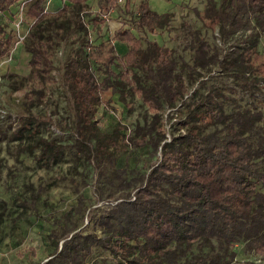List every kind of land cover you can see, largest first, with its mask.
<instances>
[{"label":"trees","instance_id":"16d2710c","mask_svg":"<svg viewBox=\"0 0 264 264\" xmlns=\"http://www.w3.org/2000/svg\"><path fill=\"white\" fill-rule=\"evenodd\" d=\"M65 1L50 11L48 0H0V17L10 20L0 23V62L17 41L11 22L22 13L30 28L29 74L6 75L13 91L28 90L17 125L0 126V144L39 169L70 164L63 179L76 192L92 170L97 176L96 200L80 194L57 220L44 264H264V0H205L195 9L202 25L184 23L185 54L148 37L175 17L150 0H107L126 15L114 38L122 54L115 41L90 36L105 18L91 16L89 0ZM217 29L228 40L251 33L225 52L208 37ZM74 40L64 65L73 126L66 141L34 110L47 100L57 51ZM115 97L129 111L141 102L143 120L131 130L122 121L103 130L101 109L115 110ZM175 117L168 137L166 120ZM143 148L150 152L141 164H120ZM4 206L0 199V226ZM237 246L259 259L236 258Z\"/></svg>","mask_w":264,"mask_h":264},{"label":"rangeland","instance_id":"374dc122","mask_svg":"<svg viewBox=\"0 0 264 264\" xmlns=\"http://www.w3.org/2000/svg\"><path fill=\"white\" fill-rule=\"evenodd\" d=\"M138 2L139 0H132ZM126 0L119 1L125 7ZM65 0H51L47 3V9L56 11L60 9ZM91 16L99 15L105 18L102 25L91 26V37L99 41H115V35L123 25L122 20L126 15L120 9H110V2L107 0H89ZM151 7L160 12H173L175 17L170 29L161 35L148 37L158 41L165 47L175 48L180 53L185 54L183 49L187 30L184 23L200 26L202 22L197 17L196 10H204L205 0H150ZM7 16L0 17V23H7ZM8 24V23H7ZM9 30H14V21L8 26ZM238 32L232 40L223 36L217 29L214 33L209 32L208 37L216 42L224 51L231 49L246 35ZM77 37V36H76ZM76 39V38H75ZM118 52L124 53L125 45L115 41ZM78 40L64 44L56 53L55 69L53 71L54 82L49 88L47 100L34 112L40 117L48 119L51 123L49 128L55 135H61L68 141L73 133L71 117V105L69 93L64 82V65L68 55L77 47ZM261 50L264 52V32L261 37ZM30 53L23 46V43L15 45L11 54L0 62V126L6 127L10 123L17 125L16 119L21 114L25 92L28 89L13 91L8 83L6 75L15 73L19 76L29 74ZM218 70L211 74H216ZM198 84L194 88H197ZM246 99H249L246 97ZM135 104L134 110L129 111L122 102L115 97V110L101 109L103 130H110L118 121L124 122L131 130L137 121H142L144 110L140 104ZM171 112V109L168 110ZM174 111H172L173 113ZM171 115V113H170ZM176 118H167V136L170 137L171 125ZM62 126L65 128L62 129ZM13 145V144H12ZM7 142L4 140L0 144V199L5 204V219L0 226V264H44L52 257L55 250V241L50 235L53 228L57 226V220H61L65 213L77 205L80 194H84L96 200V174L92 170L89 175V186L80 188L79 192L73 189L70 178L63 179L69 173V165H62L52 169H39L31 161H17L10 156ZM149 148L133 149L124 155L120 164L122 166H135L142 163V158L149 156ZM159 156V155H158ZM143 158V159H144ZM158 161L155 155L150 156V162ZM80 182V181H79ZM81 183V182H80ZM23 200V201H22ZM26 200V202L24 201ZM25 202V204H23ZM116 203V202H114ZM23 204V206H21ZM99 203L95 206H101ZM94 206V207H95ZM88 213V212H87ZM80 216V215H79ZM82 219V218H81ZM85 223H88L87 215L84 216ZM238 259L250 258L259 259V255L244 252L241 246H237ZM86 264H89L87 262Z\"/></svg>","mask_w":264,"mask_h":264},{"label":"built area","instance_id":"2783aa9c","mask_svg":"<svg viewBox=\"0 0 264 264\" xmlns=\"http://www.w3.org/2000/svg\"><path fill=\"white\" fill-rule=\"evenodd\" d=\"M51 0H48L50 2ZM120 2L123 0H119ZM24 6V5H23ZM23 6H21V11L23 9ZM14 30L16 33L17 41H16V46L23 43L29 33V29H26L23 25V16L22 13L19 15L18 18L14 21Z\"/></svg>","mask_w":264,"mask_h":264}]
</instances>
